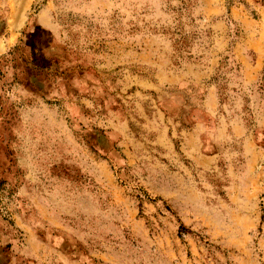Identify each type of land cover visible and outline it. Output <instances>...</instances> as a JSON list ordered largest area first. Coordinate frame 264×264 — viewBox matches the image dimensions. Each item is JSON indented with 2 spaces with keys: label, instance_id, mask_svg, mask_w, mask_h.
I'll return each mask as SVG.
<instances>
[{
  "label": "rangeland",
  "instance_id": "rangeland-1",
  "mask_svg": "<svg viewBox=\"0 0 264 264\" xmlns=\"http://www.w3.org/2000/svg\"><path fill=\"white\" fill-rule=\"evenodd\" d=\"M0 264H264V0H0Z\"/></svg>",
  "mask_w": 264,
  "mask_h": 264
}]
</instances>
